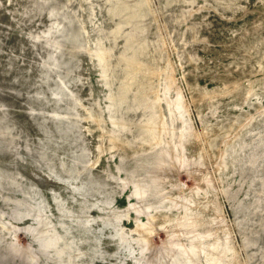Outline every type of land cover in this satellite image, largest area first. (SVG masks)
<instances>
[{
    "label": "rangeland",
    "instance_id": "obj_1",
    "mask_svg": "<svg viewBox=\"0 0 264 264\" xmlns=\"http://www.w3.org/2000/svg\"><path fill=\"white\" fill-rule=\"evenodd\" d=\"M0 0V264H264V0Z\"/></svg>",
    "mask_w": 264,
    "mask_h": 264
},
{
    "label": "water",
    "instance_id": "obj_2",
    "mask_svg": "<svg viewBox=\"0 0 264 264\" xmlns=\"http://www.w3.org/2000/svg\"><path fill=\"white\" fill-rule=\"evenodd\" d=\"M161 6L165 7L171 4V1L168 2L167 0H158Z\"/></svg>",
    "mask_w": 264,
    "mask_h": 264
}]
</instances>
